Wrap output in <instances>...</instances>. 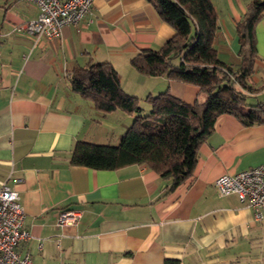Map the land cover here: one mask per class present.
<instances>
[{
    "label": "crops",
    "instance_id": "crops-1",
    "mask_svg": "<svg viewBox=\"0 0 264 264\" xmlns=\"http://www.w3.org/2000/svg\"><path fill=\"white\" fill-rule=\"evenodd\" d=\"M211 1L217 13L213 47L220 60L236 66V25L254 0ZM38 13L33 2L0 0V184L7 181L18 192L22 227L29 232L17 251L31 264H163L167 258L264 264V218L256 219L237 194L221 195L214 186L222 174L264 163V121L247 125L220 114L192 171L173 187L142 164H71L76 141L116 144L132 122V115L104 114L72 90L74 67L108 61L121 87L139 99L167 90L193 103L199 88L131 66L140 48H159L174 34L147 0H94L76 25H64L55 37L16 29ZM253 40L248 102L261 103L264 111V12ZM63 209L77 211L75 224H56Z\"/></svg>",
    "mask_w": 264,
    "mask_h": 264
},
{
    "label": "trees",
    "instance_id": "trees-1",
    "mask_svg": "<svg viewBox=\"0 0 264 264\" xmlns=\"http://www.w3.org/2000/svg\"><path fill=\"white\" fill-rule=\"evenodd\" d=\"M174 34L162 46L140 48L129 59L139 73L164 75L199 88L188 103L167 90L144 99L126 92L115 67L108 61L89 62L71 69V89L89 97L108 114L121 110L132 122L116 144L78 140L70 163L94 169H115L142 164L176 186L192 171L197 149L223 113L235 115L243 124L264 121L261 103L248 102L254 88L250 75L255 61L253 29L264 12V0H254L236 30L241 42L240 63L229 65L217 56L213 38L217 13L211 0H147ZM149 103L142 114L141 102ZM163 264H179L167 258Z\"/></svg>",
    "mask_w": 264,
    "mask_h": 264
},
{
    "label": "built area",
    "instance_id": "built-area-1",
    "mask_svg": "<svg viewBox=\"0 0 264 264\" xmlns=\"http://www.w3.org/2000/svg\"><path fill=\"white\" fill-rule=\"evenodd\" d=\"M37 5L36 18L16 27L29 34L55 37L64 25H76L87 13L94 0H26ZM1 84V82H0ZM20 179H15L19 181ZM219 194H237L253 210L256 219L264 218V163L232 173L222 174L214 180ZM23 208L18 192L7 182L0 184V264H31L28 254L21 255L16 247L29 237L22 227ZM78 213L73 209H63L57 214L59 226L75 224ZM41 247V246H39Z\"/></svg>",
    "mask_w": 264,
    "mask_h": 264
},
{
    "label": "rangeland",
    "instance_id": "rangeland-1",
    "mask_svg": "<svg viewBox=\"0 0 264 264\" xmlns=\"http://www.w3.org/2000/svg\"><path fill=\"white\" fill-rule=\"evenodd\" d=\"M249 95V93H247ZM248 100L250 99L249 97L247 98ZM143 107L142 114H145L148 111L149 108V103L148 102H141L140 104Z\"/></svg>",
    "mask_w": 264,
    "mask_h": 264
}]
</instances>
